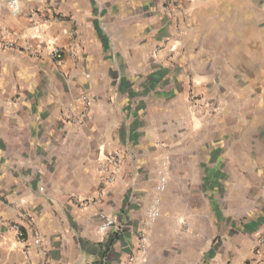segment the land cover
<instances>
[{"label":"crops","instance_id":"crops-1","mask_svg":"<svg viewBox=\"0 0 264 264\" xmlns=\"http://www.w3.org/2000/svg\"><path fill=\"white\" fill-rule=\"evenodd\" d=\"M18 1L12 15L0 0V264H244L264 222L229 229L210 253L224 228L206 222L208 196L225 184L239 192L241 159L195 139L204 129L192 126L185 87L193 76L211 90L209 73L228 64L207 39L252 45L264 0H177L170 13L152 0ZM255 258L264 264V246Z\"/></svg>","mask_w":264,"mask_h":264},{"label":"rangeland","instance_id":"rangeland-1","mask_svg":"<svg viewBox=\"0 0 264 264\" xmlns=\"http://www.w3.org/2000/svg\"><path fill=\"white\" fill-rule=\"evenodd\" d=\"M152 1H158L161 9L170 13V6L177 0ZM257 29L258 37L252 39V45L247 48L241 47L235 39H225L223 33L219 39L205 41L207 47L217 42V57L228 62L219 66L224 69L209 73L214 82L211 90L197 87L193 76L186 81L185 105L193 114L192 126L204 129L195 139H209L210 145L217 141L220 145L217 154L241 159V181L236 186L239 192L234 195L233 185L225 184L219 189L223 194L208 196L206 222H218L224 228V232L212 236L210 253L213 247L221 245L223 234L229 229L245 228L253 219L254 225L257 220L264 222V23H258ZM182 74L179 72L178 76ZM229 169L233 172L232 167ZM247 243L249 247L242 250L246 248L244 264H252L264 246V230Z\"/></svg>","mask_w":264,"mask_h":264},{"label":"built area","instance_id":"built-area-1","mask_svg":"<svg viewBox=\"0 0 264 264\" xmlns=\"http://www.w3.org/2000/svg\"><path fill=\"white\" fill-rule=\"evenodd\" d=\"M4 2H5V5L7 6V8L9 9V11L11 12L12 15H17L20 13L21 6H20L18 0H4ZM28 17H29L33 26H38L42 21L38 17V15L33 11L29 12ZM64 54L65 53L63 52L62 49L53 48V49H51L49 56L51 57L52 60L60 61L61 59H63ZM66 116H67L69 121H71V122L75 121L71 112L67 111ZM112 157L116 158V154H113ZM166 183H167L166 175L164 173V170L161 169L159 171L158 183L156 185L157 192H163L165 190ZM93 202H94V200H92V199H86V200L81 201V205L87 206L89 203H93ZM159 207H160L159 199L156 198L154 200V202L151 204V206L149 207V209L146 211V220L148 222H153L158 218L159 213H160ZM115 225H116L115 217H113L112 215L104 216L102 223L98 227V231L103 237L106 234V232L108 231V229L115 227ZM12 230L16 233L17 237L23 236V232L21 230V227L18 224H13ZM146 249H147V237H146L145 233L142 231L138 235V248H137V250H138L140 255H143L146 252ZM135 256L136 255L128 256L125 264H134L135 260H136Z\"/></svg>","mask_w":264,"mask_h":264}]
</instances>
